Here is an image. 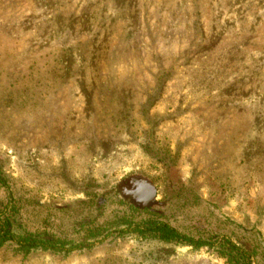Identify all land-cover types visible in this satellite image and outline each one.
<instances>
[{
	"label": "rangeland",
	"instance_id": "1",
	"mask_svg": "<svg viewBox=\"0 0 264 264\" xmlns=\"http://www.w3.org/2000/svg\"><path fill=\"white\" fill-rule=\"evenodd\" d=\"M0 171L13 234L101 228L0 264H264V0H0ZM128 205L203 243L109 233Z\"/></svg>",
	"mask_w": 264,
	"mask_h": 264
},
{
	"label": "trees",
	"instance_id": "2",
	"mask_svg": "<svg viewBox=\"0 0 264 264\" xmlns=\"http://www.w3.org/2000/svg\"><path fill=\"white\" fill-rule=\"evenodd\" d=\"M0 187H6L5 177L0 171ZM5 207L0 209V243L3 241L11 240L22 247L25 252L31 248H43L50 250H69L71 248L83 247L87 244L86 237L90 238L101 231L100 226L87 227L85 237L74 240L73 238L64 237H46L36 238L30 236L27 233L25 235L13 234L9 230V218L10 214H5ZM12 208L13 205L9 207ZM120 223L119 228H113L109 230V233H115L117 235L122 233H133L142 238H152L158 241L164 242H178V243H203L199 240L193 242L192 238L185 233L178 231L175 227L166 223L165 221L157 218L151 212L146 209H138L135 206L128 205L126 209L121 212L119 216ZM64 245H68L66 248ZM218 253L224 258L227 264H252V255L246 250H243L230 240L226 239L223 243L218 244Z\"/></svg>",
	"mask_w": 264,
	"mask_h": 264
}]
</instances>
